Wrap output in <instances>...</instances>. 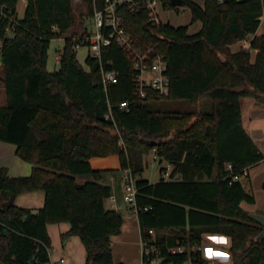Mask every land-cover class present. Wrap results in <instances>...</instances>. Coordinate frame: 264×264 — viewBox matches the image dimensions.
Listing matches in <instances>:
<instances>
[{"label": "trees", "instance_id": "1", "mask_svg": "<svg viewBox=\"0 0 264 264\" xmlns=\"http://www.w3.org/2000/svg\"><path fill=\"white\" fill-rule=\"evenodd\" d=\"M82 1L91 16L105 0ZM160 1L162 10H179L170 0ZM18 2L0 0V141L13 144L32 168L20 177L0 168V264H49L46 228L57 223L70 226L62 240L80 239L85 264H115L111 239L121 233L123 218L105 207L113 192L106 170L89 162L113 155L119 169L109 175L120 179L129 170L137 177L141 240L156 249L151 257L160 264H208L193 249L205 235L230 239L231 264H264V238L257 240L262 226L240 207L254 197L241 181L229 183L226 169L230 164L238 172L264 160L242 126L239 104L251 97L264 105V0H182L190 24L201 23L195 33L189 25L153 26L145 13L121 8L133 49L154 47L167 63L168 95L150 94L145 101L133 95L132 54L114 44L102 50L101 62L86 57L81 65L72 40L65 39L58 69L48 71L50 42L77 23L72 1L25 0L22 17ZM249 36L247 49L230 51ZM251 50H257L253 64ZM101 65L118 73L117 83L106 89ZM123 100L128 112L118 108ZM169 102L195 109L171 110ZM149 153L171 165L168 179L150 183L142 177ZM77 178L87 181L79 184ZM39 190L41 208L15 204L18 195ZM177 247L184 251L170 252Z\"/></svg>", "mask_w": 264, "mask_h": 264}, {"label": "crops", "instance_id": "2", "mask_svg": "<svg viewBox=\"0 0 264 264\" xmlns=\"http://www.w3.org/2000/svg\"><path fill=\"white\" fill-rule=\"evenodd\" d=\"M196 1L202 4V0ZM22 3L25 8V0H22ZM196 23L197 27L193 32H191L190 28H188L189 33H195L201 28V23ZM259 32L264 33V18L261 19L259 24ZM251 38L252 36H249L245 41H240L231 45L230 51L235 53L243 48L247 49L250 45ZM256 54L257 50H251L250 63H254ZM239 104L242 126L264 156V105L257 103L251 97H241L239 99ZM15 150L16 147L13 146V144L9 145L0 141V168H6L8 175L11 177L30 175L32 168L31 164L22 161L15 154ZM153 160L156 161L154 154ZM89 162L91 167L95 170L119 169V160L118 162H114L113 165H109L110 167H106L107 165L105 162L104 164L98 166L93 165L91 159ZM158 164L160 165L159 159ZM162 164L164 165L160 166L159 179L161 177L168 179L172 167L165 162ZM163 168H165V170L161 172ZM177 178L178 177L175 176L174 179ZM111 179L113 180L111 181ZM156 181L149 182L155 183ZM106 182L113 187L116 200L118 204L122 206V211L124 212L122 214L123 225L121 227V233L111 239L113 262L115 264H124V260L120 261L115 259V245L119 244L123 247L133 244L136 246L139 242L138 240H140L139 244L141 246L142 240L140 236L139 224L137 217L128 214L124 208L121 178L117 179L113 178L112 175H109ZM241 182L245 190L253 195L254 203L248 204L246 202H242L240 207L250 215H259L264 217V160L249 167L248 177L243 179ZM43 202L44 193L40 190L22 193L15 199V204L18 207L31 210L41 208L43 206ZM105 207L107 209H111L108 200L105 201ZM122 211L120 210L119 212L121 213ZM46 229L51 242L49 264H85V248L80 239L77 236H69L65 240H62V235L66 234L70 229L68 223L49 224ZM230 244V239L225 236L205 235L201 244L203 250L202 255L207 260L208 264H231V257L229 254Z\"/></svg>", "mask_w": 264, "mask_h": 264}, {"label": "built area", "instance_id": "3", "mask_svg": "<svg viewBox=\"0 0 264 264\" xmlns=\"http://www.w3.org/2000/svg\"><path fill=\"white\" fill-rule=\"evenodd\" d=\"M121 8L126 9L132 14L145 13L147 15V23L153 26L161 24L159 17V10L162 9L160 0H105L104 6L101 9L94 8L90 16V26L85 27L79 36L71 37L73 49L77 52L80 47H86L87 57L101 62L102 50L114 44L121 50L132 54V69L135 72V76L132 79L134 87L133 95L137 100L145 101L149 98L150 94H154L157 98L167 96L169 92V78L166 74L167 63L164 55L154 47H147L140 51L133 49L132 40L122 26ZM60 39L64 41L66 38ZM60 54L61 51L56 56L57 63L59 62ZM108 66H110V63H108ZM117 81L118 73L114 69L105 68L101 65V82L104 88L106 89L108 86L116 84ZM118 108L128 112L129 104L126 100L120 101ZM109 117H111L110 107L106 115V118ZM226 169L230 171L228 175L229 183L242 181L249 175V167H245L238 172H233L231 165L228 164ZM121 180L124 208L128 214L137 217V177L129 170H125L121 174ZM107 200L110 203L111 209L116 211L122 210V206L116 200L114 189ZM149 233H152V231H149ZM193 249H197L203 253L202 245L194 246ZM183 251V247L170 249L172 253H182ZM155 252H157L156 249L153 247L148 248L147 242L141 241L142 264H160V258L151 257Z\"/></svg>", "mask_w": 264, "mask_h": 264}, {"label": "rangeland", "instance_id": "4", "mask_svg": "<svg viewBox=\"0 0 264 264\" xmlns=\"http://www.w3.org/2000/svg\"><path fill=\"white\" fill-rule=\"evenodd\" d=\"M73 2V10L74 14L77 18L76 25L63 33L61 35V38L70 39L71 37H76L82 34L85 27L90 26V16H87L88 10L85 5V3L82 0H72ZM24 12V5L22 3V0H19L17 4V16L22 17ZM159 17L163 24H169L171 26H179V25H189L190 31L193 32L196 27L197 23L190 24V13L186 8H179V10H159ZM64 41L62 39H54L50 42L49 48L47 51V69L50 72H53L58 69V63L56 61V56L59 54V52L63 49ZM87 57V48L86 47H80L77 51V61L84 65V60ZM2 76V70H1V62H0V79ZM5 105V92L4 87L0 81V107ZM161 105V104H160ZM168 108L171 110L174 109H183L185 111H192L195 109L192 105L187 104L186 102H169ZM11 145L10 143H7ZM14 146V145H13ZM93 165H101L105 164L106 167H110L109 165H113L114 162H118L117 156H109L105 158L100 157H94L91 158ZM145 163V170L142 174V177L144 179H147L149 181H156L159 179L160 176V166L164 164H158V159L156 158V161L153 160V154L149 153L144 158ZM166 168V165H165ZM118 170V169H117ZM111 172V169H107L104 173V180L105 182L109 178V173ZM87 179L85 178H77V182L79 184H83ZM122 211V210H121ZM124 212H121V215ZM123 216V215H122ZM140 242V240H138ZM134 246L133 244H129L126 246H120L119 244L115 245V259L118 260H124V264H142L141 262V246L140 244Z\"/></svg>", "mask_w": 264, "mask_h": 264}, {"label": "water", "instance_id": "5", "mask_svg": "<svg viewBox=\"0 0 264 264\" xmlns=\"http://www.w3.org/2000/svg\"><path fill=\"white\" fill-rule=\"evenodd\" d=\"M171 4L174 7L180 8L182 7V0H170ZM250 218L260 224L262 226V231L257 237V240H261L264 238V217L259 215H250ZM34 260H31V264H33Z\"/></svg>", "mask_w": 264, "mask_h": 264}]
</instances>
